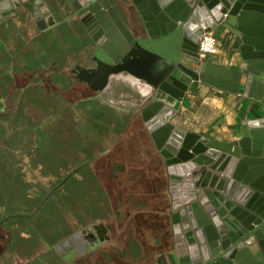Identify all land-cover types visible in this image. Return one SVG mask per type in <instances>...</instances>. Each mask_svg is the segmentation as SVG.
Masks as SVG:
<instances>
[{"label": "crops", "instance_id": "1", "mask_svg": "<svg viewBox=\"0 0 264 264\" xmlns=\"http://www.w3.org/2000/svg\"><path fill=\"white\" fill-rule=\"evenodd\" d=\"M42 1L52 23L46 17L39 28L31 2L5 20L9 28L0 35V158L27 185L25 201L12 211L1 207L0 194V264L36 256L46 264H91L94 244L65 256L54 246L98 221L106 235L99 247L131 225L155 264L171 253L176 261L169 175L141 110L179 61L181 28L151 37L142 23L126 25L134 45L112 63L67 0ZM213 31L222 48L203 59L238 69L239 39L226 28ZM263 115L262 100L199 81L188 86L171 121L208 140L231 141L243 123Z\"/></svg>", "mask_w": 264, "mask_h": 264}, {"label": "water", "instance_id": "2", "mask_svg": "<svg viewBox=\"0 0 264 264\" xmlns=\"http://www.w3.org/2000/svg\"><path fill=\"white\" fill-rule=\"evenodd\" d=\"M128 1L149 36L165 34L176 27L182 31L176 67L141 110L144 125L169 175L177 264H264V115L243 123L240 137L231 141L208 140L171 121L188 86L199 81L264 103V0ZM31 2V16L37 26L45 27L46 17L52 23L42 0H0V23ZM67 2L94 44L112 63H117L134 45L133 35L110 0ZM217 27L228 29L240 41L243 65L234 71L205 61L196 43L192 52L186 50L189 38L197 42L203 31ZM187 56L195 60L193 71L186 72L189 80H182L176 88L169 87L178 72L184 70ZM162 91L173 99L169 107H164L163 101L167 100L161 97ZM174 177L177 187L173 186ZM80 234L59 241L54 249L61 254L62 242L69 240L79 255L85 243L80 238L73 240ZM172 255L163 264H172ZM26 264L46 263L35 257Z\"/></svg>", "mask_w": 264, "mask_h": 264}, {"label": "rangeland", "instance_id": "3", "mask_svg": "<svg viewBox=\"0 0 264 264\" xmlns=\"http://www.w3.org/2000/svg\"><path fill=\"white\" fill-rule=\"evenodd\" d=\"M110 2L129 28H141V21L137 13L131 8V6L129 7L126 0H110ZM28 5L29 4H26L27 7ZM8 28L9 26L6 21H2L0 23L1 37L3 36L2 34L8 30ZM36 43H33L32 47H36ZM179 43L181 44V41ZM221 46L222 44L220 42L219 51L222 48ZM201 57L203 58V55ZM20 59L21 58L18 56L13 58V67L15 70H17L16 75H20V71L17 66V64L20 62ZM5 159L4 157L0 158V194L2 193V195L6 197H3L1 207H6L5 211L8 212L14 209L10 208L14 202L25 201L24 197L27 185L25 175L20 173L17 168H3V162ZM28 203H31V198L28 200ZM48 223L49 222L46 224ZM101 225L102 223L98 221L93 222L90 225H86V227L91 228L93 226L96 227ZM114 237L115 239L112 241L110 238L109 240L106 239V243L104 245L92 250V254L90 256L92 257L91 264H155L153 253L149 248L144 247L140 243L139 234L136 233L133 226L130 225L128 230H125L124 232L114 231ZM172 264H177V262L173 261Z\"/></svg>", "mask_w": 264, "mask_h": 264}, {"label": "flooded vegetation", "instance_id": "4", "mask_svg": "<svg viewBox=\"0 0 264 264\" xmlns=\"http://www.w3.org/2000/svg\"><path fill=\"white\" fill-rule=\"evenodd\" d=\"M103 230L104 229H103L102 225L101 226H96V227L93 226L91 228H87L85 226V227H82L81 229H79L78 231H75L72 234L68 235L67 237L70 236V237L73 238V237H76V236H74L75 234L81 233L80 236L77 235L78 239L75 238L73 241H78L79 238H80V239H82L81 240L82 243H89L90 245L94 244V248L93 249H96V248H99V243L101 241V238L106 236L105 232H103ZM67 237H64L63 239H61V241L64 240L65 238H67ZM78 247L80 248V245ZM71 249H73V246H72L71 242L68 240L67 242H62V244H61V246L59 248V251H60L61 254H63L65 256V255H67L66 253H68ZM80 249H83V248H80ZM36 257H38V256H36Z\"/></svg>", "mask_w": 264, "mask_h": 264}, {"label": "bare ground", "instance_id": "5", "mask_svg": "<svg viewBox=\"0 0 264 264\" xmlns=\"http://www.w3.org/2000/svg\"><path fill=\"white\" fill-rule=\"evenodd\" d=\"M193 36V35H192ZM122 39L124 40V36L122 37ZM197 39H198V37H197ZM196 43V45H197V42H195L193 39H192V37L191 38H189L188 39V42L186 43V50L188 51V52H192V48H194L195 47V44ZM195 66V60L194 59H192L191 57H186L185 58V63H184V65H182V67L184 68V70H181L180 72H178V74H177V76H175L174 77V79L168 84L169 85V87H171V88H176L178 85H180V84H182V80L184 81H188L189 80V78H188V74L186 73L187 71H193V67ZM186 74H185V73ZM181 76V77H180ZM161 97L162 98H164L165 100H167L166 102L165 101H163L164 103H165V105L166 106H164V107H169L170 106V104H171V102H172V97L168 94V92L166 91V92H161ZM156 108V107H155ZM170 147H172V148H175L173 145H171ZM183 175H185V174H183ZM179 178H180V176H178ZM178 178V179H179ZM177 178H175L174 177V182H176V181H178V180H176ZM181 182H182V180H181ZM177 184H178V182H176V183H174V185L173 186H175V187H177ZM177 194V193H176Z\"/></svg>", "mask_w": 264, "mask_h": 264}, {"label": "built area", "instance_id": "6", "mask_svg": "<svg viewBox=\"0 0 264 264\" xmlns=\"http://www.w3.org/2000/svg\"><path fill=\"white\" fill-rule=\"evenodd\" d=\"M219 48H220L219 38L213 30L203 31L198 36L197 51L200 56L215 55L219 52Z\"/></svg>", "mask_w": 264, "mask_h": 264}]
</instances>
